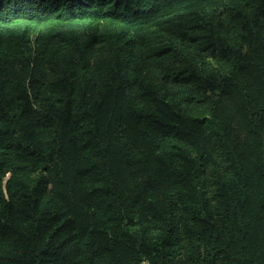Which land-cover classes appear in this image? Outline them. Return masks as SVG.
I'll use <instances>...</instances> for the list:
<instances>
[{
  "label": "trees",
  "instance_id": "obj_1",
  "mask_svg": "<svg viewBox=\"0 0 264 264\" xmlns=\"http://www.w3.org/2000/svg\"><path fill=\"white\" fill-rule=\"evenodd\" d=\"M107 21L180 56L130 76L115 42L92 89L0 62V264H264V0H0L12 29Z\"/></svg>",
  "mask_w": 264,
  "mask_h": 264
},
{
  "label": "rangeland",
  "instance_id": "obj_2",
  "mask_svg": "<svg viewBox=\"0 0 264 264\" xmlns=\"http://www.w3.org/2000/svg\"><path fill=\"white\" fill-rule=\"evenodd\" d=\"M81 36L91 35L85 64L76 68L68 61L71 45L64 39L66 33ZM85 34V35H83ZM123 35L121 26L107 21L96 26L83 23H51L38 29L16 26H0V62L4 71L11 76L13 85L28 83L29 77L41 73L42 79L49 83L53 75L64 73L69 79H77L87 84V88L96 87L99 77L111 56L113 44L118 48L128 64L130 76L152 75L151 68L157 59L179 57L177 49L182 42L180 38L171 39L164 33H158L144 44L130 41ZM185 54H193L196 45L190 43ZM203 67L213 69L220 66L215 59L204 58Z\"/></svg>",
  "mask_w": 264,
  "mask_h": 264
}]
</instances>
